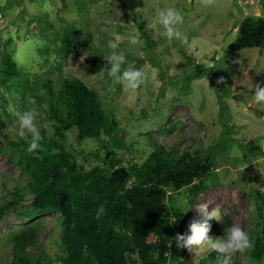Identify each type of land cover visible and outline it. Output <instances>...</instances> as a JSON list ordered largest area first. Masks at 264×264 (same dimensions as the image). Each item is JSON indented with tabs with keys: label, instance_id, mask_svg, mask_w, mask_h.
Listing matches in <instances>:
<instances>
[{
	"label": "rangeland",
	"instance_id": "obj_1",
	"mask_svg": "<svg viewBox=\"0 0 264 264\" xmlns=\"http://www.w3.org/2000/svg\"><path fill=\"white\" fill-rule=\"evenodd\" d=\"M259 1L263 0H132L141 2L152 22L149 28L154 47L144 50L139 31L126 18L118 0H0V57L9 53L18 70L34 81V97L21 88L5 91L0 86L5 99L0 100V147H8L4 133L17 140L18 119L12 122L11 118L27 110L36 113L37 128L52 137L47 93L39 82L51 80L57 89L62 80L76 77L99 95L102 107L115 117L118 128L111 141L127 147L129 160L139 162L150 152L146 134L152 133L153 140L162 146H180L181 153L189 151L199 157L209 154L216 162L206 182L207 192L193 198L187 188L171 195L178 205L183 200L194 205L187 212L181 207L180 236L189 237L193 225L219 223L224 212L232 225L249 232L254 243L264 230V104L252 102L251 87H264V50L238 51L227 73L229 82L222 84L217 76L227 67L226 52L236 41L241 21L262 16ZM165 6L181 11L183 21L178 27L186 42L161 35L162 26L154 17ZM65 24L91 36L92 47L87 52L74 41L73 48L79 50L75 59L61 46ZM111 42L127 57L124 68L143 72L144 81L137 89L127 88L108 75L109 69L93 64L92 56L106 61ZM198 63L212 67V71L188 83L185 79ZM169 127L173 128L170 134L156 133ZM64 137V147L83 171L104 165V145L97 140L79 139L75 129ZM218 143L224 151L216 149ZM255 143L258 146L252 150ZM15 192L24 200L9 208L0 220V264L11 263L9 238L27 222L18 213L30 204L26 177L0 153V205L14 201ZM199 205L206 207L199 210ZM40 222L37 247L29 251L33 257L42 254L49 264H61L57 261L64 255L59 244V216L51 214ZM181 248L188 263L210 251L206 245ZM251 249L227 256L241 264H264L252 259Z\"/></svg>",
	"mask_w": 264,
	"mask_h": 264
},
{
	"label": "trees",
	"instance_id": "obj_2",
	"mask_svg": "<svg viewBox=\"0 0 264 264\" xmlns=\"http://www.w3.org/2000/svg\"><path fill=\"white\" fill-rule=\"evenodd\" d=\"M118 1L126 18L133 21L139 31L144 50L154 47L150 14L141 6L142 1ZM259 5L262 16L246 17L237 28L236 41L226 52L227 67L217 76L222 84L229 82L227 73L238 51L264 50V0L259 1ZM65 25L61 46L75 59L79 50L73 48L74 41L87 52L92 47L91 36ZM92 61L110 69L104 60L92 56ZM0 63V86L5 91L21 88L34 97L31 92L34 81L30 82L25 73L18 70L9 53L1 54ZM210 71L212 67L198 63L185 80L190 83ZM39 83L47 93L46 113L52 120V137H46L45 130L40 128V147L28 152L27 140L17 135V140L13 141L4 133L8 147H2L3 150L0 147L5 159L26 177L30 199L29 206L18 213L27 222L9 238L10 264H49L42 254L33 257L29 249L37 247L40 220L51 214L59 216L62 228L59 244L64 255L57 258L61 264H224V261L241 264L211 249L195 262L188 263L182 248L175 244L182 230L184 212L171 195L187 188L193 198L207 192L206 182L216 167L209 154L199 157L189 151L181 153L180 146H162L153 140L152 133H147L150 152L139 162L129 160L127 147L119 141L118 144L111 141L115 139L118 123L102 107L95 91L76 77L62 80L57 89L51 80ZM178 90L183 93L182 88ZM0 100H5L3 95ZM20 101H24V96ZM11 119L15 122L17 117ZM72 129L79 139H94L104 145L102 167L83 171L72 153L66 150L62 141L65 133ZM172 131L169 127L156 133L163 135ZM257 146L253 144L252 150ZM216 149L225 150L221 143ZM12 196L14 201L0 205V220L9 208L24 200L18 192ZM101 205L104 214L97 220V209ZM231 225V219L224 212L219 223L207 224L214 238L222 236L224 229ZM251 257L264 261V230L254 239Z\"/></svg>",
	"mask_w": 264,
	"mask_h": 264
},
{
	"label": "clouds",
	"instance_id": "obj_3",
	"mask_svg": "<svg viewBox=\"0 0 264 264\" xmlns=\"http://www.w3.org/2000/svg\"><path fill=\"white\" fill-rule=\"evenodd\" d=\"M154 21L156 24L162 26L163 31L161 35L168 40L178 39L181 42H186L187 37L183 36L179 25L183 21L182 13L174 6H165L156 11ZM119 45L115 42L109 44L111 51L104 58L107 64L110 65L108 75L115 78L117 81L123 83L129 89H137L144 81V74L137 68H124L128 63L127 57L123 52L116 51ZM253 94L252 102L261 105L264 104V87L260 85H252ZM19 130L18 136L28 141V152H35L40 147L42 139L40 130L36 126V113L33 110H27L16 113ZM28 133L31 134L30 138ZM187 212L194 205H190L187 200L181 201L179 205ZM199 210H203V205H199ZM104 214V207L101 205L97 209L96 219L99 220ZM191 235L187 238L177 236L175 244L177 248L197 246L198 248L206 245L211 250L218 254L227 256L232 253H246L253 246L251 236L248 231L242 230L238 225H231L224 229L223 235L214 238L210 235V226H191Z\"/></svg>",
	"mask_w": 264,
	"mask_h": 264
}]
</instances>
